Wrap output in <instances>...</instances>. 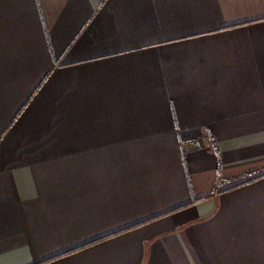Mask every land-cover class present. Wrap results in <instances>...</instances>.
<instances>
[{
	"label": "crops",
	"instance_id": "crops-1",
	"mask_svg": "<svg viewBox=\"0 0 264 264\" xmlns=\"http://www.w3.org/2000/svg\"><path fill=\"white\" fill-rule=\"evenodd\" d=\"M0 264H264V0H0Z\"/></svg>",
	"mask_w": 264,
	"mask_h": 264
},
{
	"label": "built area",
	"instance_id": "built-area-1",
	"mask_svg": "<svg viewBox=\"0 0 264 264\" xmlns=\"http://www.w3.org/2000/svg\"><path fill=\"white\" fill-rule=\"evenodd\" d=\"M190 145L194 148H210L211 141L209 139H195L190 142Z\"/></svg>",
	"mask_w": 264,
	"mask_h": 264
},
{
	"label": "trees",
	"instance_id": "trees-1",
	"mask_svg": "<svg viewBox=\"0 0 264 264\" xmlns=\"http://www.w3.org/2000/svg\"><path fill=\"white\" fill-rule=\"evenodd\" d=\"M211 145H212V149H213V148H214V144L212 143ZM214 150H215V149H214ZM133 226H134V225H133ZM130 227H131V226H130ZM130 227H127V229L130 228ZM125 230H126V229H125Z\"/></svg>",
	"mask_w": 264,
	"mask_h": 264
},
{
	"label": "rangeland",
	"instance_id": "rangeland-1",
	"mask_svg": "<svg viewBox=\"0 0 264 264\" xmlns=\"http://www.w3.org/2000/svg\"><path fill=\"white\" fill-rule=\"evenodd\" d=\"M212 144V143H211ZM211 147H212V145H211Z\"/></svg>",
	"mask_w": 264,
	"mask_h": 264
}]
</instances>
